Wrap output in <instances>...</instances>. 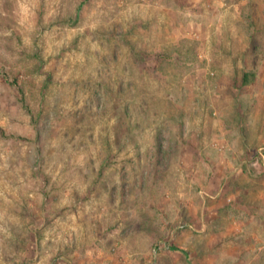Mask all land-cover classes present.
Returning a JSON list of instances; mask_svg holds the SVG:
<instances>
[{
    "label": "rangeland",
    "instance_id": "obj_1",
    "mask_svg": "<svg viewBox=\"0 0 264 264\" xmlns=\"http://www.w3.org/2000/svg\"><path fill=\"white\" fill-rule=\"evenodd\" d=\"M0 264H264V0H0Z\"/></svg>",
    "mask_w": 264,
    "mask_h": 264
}]
</instances>
